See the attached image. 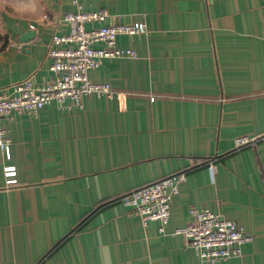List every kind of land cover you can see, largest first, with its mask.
<instances>
[{"label":"crops","instance_id":"1","mask_svg":"<svg viewBox=\"0 0 264 264\" xmlns=\"http://www.w3.org/2000/svg\"><path fill=\"white\" fill-rule=\"evenodd\" d=\"M75 1L0 0V93L53 78L49 45L71 32ZM77 1L108 11V23L145 22L147 33L117 38L137 59L89 72L111 97L6 119L0 264H209L172 235L193 206L253 236L242 256L216 264H264V0ZM238 137L254 143L236 149ZM179 171L186 180L164 232L119 200Z\"/></svg>","mask_w":264,"mask_h":264},{"label":"built area","instance_id":"2","mask_svg":"<svg viewBox=\"0 0 264 264\" xmlns=\"http://www.w3.org/2000/svg\"><path fill=\"white\" fill-rule=\"evenodd\" d=\"M78 10L69 12L64 20L72 29L68 34L54 35L48 49L53 59L50 70L53 78L35 84L31 78L12 85L9 94L0 93V148L6 158H11L12 140L7 134L5 121L15 114H37L46 106L56 104L65 108L67 103L82 107L87 96L111 97L115 92L109 83L94 82L89 77L91 70L99 68L105 59H137L133 48L118 45L121 35L147 33L145 22L108 23L106 10L84 11L75 1ZM87 25H92L87 28ZM248 137L235 139V148L251 145ZM213 169V162H208ZM7 183H17L14 166L5 168ZM186 180V171H179L125 193L119 200L129 208V215L138 216L144 225L159 221L164 232L171 218L173 198ZM191 219L186 226L178 227L172 235H182L188 246L206 263L216 264L243 254V245L253 236L231 218L210 209L193 206Z\"/></svg>","mask_w":264,"mask_h":264},{"label":"rangeland","instance_id":"3","mask_svg":"<svg viewBox=\"0 0 264 264\" xmlns=\"http://www.w3.org/2000/svg\"><path fill=\"white\" fill-rule=\"evenodd\" d=\"M25 79H27V78H25ZM22 80H24V79H22ZM22 80H20V81H22ZM19 82V81H18ZM17 83V82H16Z\"/></svg>","mask_w":264,"mask_h":264}]
</instances>
